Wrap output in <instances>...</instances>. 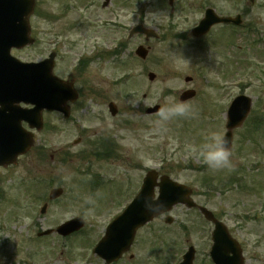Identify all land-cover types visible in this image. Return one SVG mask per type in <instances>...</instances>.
Segmentation results:
<instances>
[{"label": "rangeland", "instance_id": "374dc122", "mask_svg": "<svg viewBox=\"0 0 264 264\" xmlns=\"http://www.w3.org/2000/svg\"><path fill=\"white\" fill-rule=\"evenodd\" d=\"M36 1L31 19L36 45L12 54L29 63L56 52L55 75L74 80L81 98L69 121L45 113L34 150L11 172L0 173L5 190L0 264H101L92 256V245L153 169L191 187L196 204L223 218L242 245L246 264H264V133L249 139V127L237 129L231 169L210 170L199 155L212 133L225 135L227 108L236 96L253 98L256 114L264 115V0L253 5L248 0H175L173 6L168 0H137L134 6L111 0L107 9L104 0ZM208 8L220 16L241 15L243 26L215 27L194 47L191 31ZM157 10L167 15L153 24L146 17ZM137 24L155 29L159 39H128ZM139 45L151 48L147 61L135 56ZM83 59L91 64L79 74ZM149 72L157 75L155 82L147 80ZM186 77H192L191 84ZM187 89L197 96L182 104L184 115L162 120L145 114L156 105L163 110L165 97L181 104L179 96ZM111 102L119 109L115 118L108 110ZM108 138L118 147L116 158L95 159L90 153L100 145L91 143ZM239 170L244 172L239 185H227ZM35 175L44 183L37 196L23 184ZM91 180L102 184L94 196L88 189ZM110 181L116 183L112 191L125 193L119 203L108 202ZM57 187L65 195L50 203L48 193ZM47 202L48 212L41 216ZM185 212L177 207L173 215ZM79 216L86 225L78 236H37Z\"/></svg>", "mask_w": 264, "mask_h": 264}, {"label": "water", "instance_id": "95a60500", "mask_svg": "<svg viewBox=\"0 0 264 264\" xmlns=\"http://www.w3.org/2000/svg\"><path fill=\"white\" fill-rule=\"evenodd\" d=\"M255 2L254 0H249ZM173 0H170V5ZM110 1L106 0L103 7H107ZM36 7L35 0H0V166H9L16 162L18 156L27 153L33 146V135L22 128V122H27L31 129L38 131L43 129V112L58 111L69 118L70 107L68 103H74L79 95L75 90L74 83L60 80L53 74L55 67L54 59L56 54H52L50 59L40 63H23L11 55L12 49H24L32 45L34 40L31 33L30 18L34 14ZM205 18L200 22L199 27L194 29L193 36L200 37L207 34L212 26L217 24L241 25V17L223 18L218 17L213 9L206 11ZM137 33L145 35L149 40L157 39L155 30L144 28L138 25L130 33V38ZM136 56L146 60L150 49L140 46L136 49ZM150 81L156 80L154 73H149ZM190 82V79H186ZM196 96L194 90L184 92L181 102L192 100ZM252 99L247 96H239L229 107L227 114V133L224 137L228 141L231 149L233 145L234 130L241 127L251 112ZM21 103L33 105L31 110L20 109ZM112 115L117 114V108L110 104ZM10 112V113H8ZM161 106H156L146 111V114H159ZM157 172L147 174L141 192L133 199V203L128 206L121 216L112 221L107 228L106 235L95 248L94 252L104 258L108 263L113 262L121 256L124 250L128 249L134 239L135 232L155 216L165 214L177 204H183L189 208H194L195 204L190 198L192 190L177 182H173L169 177L164 176L160 183H157ZM159 187L160 192L157 201H162L165 205L162 213L152 215L143 207V198L147 195L154 196L155 188ZM50 199L56 200L63 195V190L57 188L50 193ZM48 205L43 208L42 214L47 211ZM207 219H211L216 224L214 233L215 245L213 247V259L218 264L225 263L223 258L227 257L221 248H228V253H232L231 263L244 264L242 249L238 243L230 239L227 229L213 218L212 213L201 209ZM82 218L73 219L62 224L56 231L64 237L70 236L74 232L80 231L84 227ZM48 230L40 234L46 236L51 234ZM226 237V239H224ZM233 241L234 248L227 247V242L231 247ZM227 251V250H226Z\"/></svg>", "mask_w": 264, "mask_h": 264}, {"label": "flooded vegetation", "instance_id": "af4514ba", "mask_svg": "<svg viewBox=\"0 0 264 264\" xmlns=\"http://www.w3.org/2000/svg\"><path fill=\"white\" fill-rule=\"evenodd\" d=\"M13 167L0 168V173L11 172ZM27 173L31 175L28 170ZM29 191L37 193L40 187L35 176L26 178ZM121 198L120 193H112L110 202ZM186 212L173 215L166 214L156 217L153 222L139 229L133 245L126 251L120 260L113 264H181L183 258L191 252L194 264H215L211 257L213 245L212 235L214 225L204 219L198 209H186ZM194 211V212H192ZM219 221L223 218L216 216ZM101 264H106L96 256ZM230 262L229 258L226 259ZM254 260L259 262L257 256Z\"/></svg>", "mask_w": 264, "mask_h": 264}, {"label": "clouds", "instance_id": "9594fccd", "mask_svg": "<svg viewBox=\"0 0 264 264\" xmlns=\"http://www.w3.org/2000/svg\"><path fill=\"white\" fill-rule=\"evenodd\" d=\"M167 13L163 10L151 11L147 14L153 24H160ZM166 107L161 110L162 120H168L173 116H182L185 114V108L182 104L172 102L171 97H165ZM202 161L210 170H224L232 168V152L228 146V141L219 134L212 133L200 152ZM91 202V201H89ZM143 207L152 214L162 213L165 205L162 201H157L154 196L147 195L143 198Z\"/></svg>", "mask_w": 264, "mask_h": 264}, {"label": "trees", "instance_id": "16d2710c", "mask_svg": "<svg viewBox=\"0 0 264 264\" xmlns=\"http://www.w3.org/2000/svg\"><path fill=\"white\" fill-rule=\"evenodd\" d=\"M256 124L252 125L250 128L247 130L246 138L251 139L255 132L257 133L260 129L264 128V120H259L258 122H255Z\"/></svg>", "mask_w": 264, "mask_h": 264}]
</instances>
